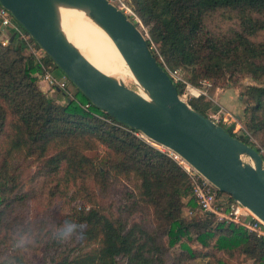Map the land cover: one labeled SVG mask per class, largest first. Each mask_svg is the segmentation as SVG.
<instances>
[{
    "label": "trees",
    "instance_id": "obj_1",
    "mask_svg": "<svg viewBox=\"0 0 264 264\" xmlns=\"http://www.w3.org/2000/svg\"><path fill=\"white\" fill-rule=\"evenodd\" d=\"M125 4L157 44L158 55L146 40L163 69H178L185 82L205 92L213 79L235 83L236 76L246 75L253 81L241 91L242 126L264 147V0H126ZM210 17L221 18L228 26L210 30L205 25ZM43 61L59 71L46 55ZM37 72L23 41L13 36L0 43V245L9 230L2 225L4 214L22 207L36 191L32 183L24 190L9 165L12 155L19 153L38 162L36 174L62 173L53 187L55 195L63 196L72 188L70 201L81 200L78 208H70L67 220L79 225L84 249L54 264H117V257L124 264H164L169 248L183 237L198 244L199 250L181 242L176 264L198 257L206 259L203 264H224L210 251L215 248L248 264H264V236L196 213L187 176L174 160L92 106L69 81L71 97L58 91L62 98L58 103L47 96L38 86ZM203 80L209 84L203 85ZM174 85L180 94L183 84ZM199 96L188 104L203 114L209 103L201 99L205 95ZM222 127L260 153L245 132L236 135L230 127ZM87 152L101 153L102 165ZM112 176L135 180L123 214H106L95 201L106 193ZM60 182L69 183L63 194ZM226 200L232 198L226 195ZM184 206L187 215L181 213ZM141 207L150 224H128L130 213Z\"/></svg>",
    "mask_w": 264,
    "mask_h": 264
},
{
    "label": "water",
    "instance_id": "obj_2",
    "mask_svg": "<svg viewBox=\"0 0 264 264\" xmlns=\"http://www.w3.org/2000/svg\"><path fill=\"white\" fill-rule=\"evenodd\" d=\"M0 4L92 106L176 153L219 192L264 223L260 153L179 96L166 70L150 53L143 33L123 11L108 0H0ZM60 7L83 12L107 34L148 100L81 54L63 32Z\"/></svg>",
    "mask_w": 264,
    "mask_h": 264
},
{
    "label": "rangeland",
    "instance_id": "obj_3",
    "mask_svg": "<svg viewBox=\"0 0 264 264\" xmlns=\"http://www.w3.org/2000/svg\"><path fill=\"white\" fill-rule=\"evenodd\" d=\"M120 1L125 4L126 0ZM125 14L134 19L136 26L143 33L146 40H149L152 50L158 55L159 48L157 44L149 38L147 27L141 24L138 17L133 15L128 7L125 9ZM205 25L210 30L216 29L219 31L224 30L228 26V22L221 18L210 17L205 20ZM236 77L238 80L235 83L228 82L225 78L213 79L212 82L210 81L211 83L208 90L205 92V96H202L201 99L209 103V107L203 112L204 116L207 117L208 115L216 113L222 115L225 112H228L233 118V122H231L232 127L235 122L237 123L234 134L238 135L240 131L246 133V130L243 129L242 126V111L245 104V98L241 95V91L245 85L252 84L253 81L246 75H238ZM124 85L129 89L138 90L136 85L132 82L124 83ZM38 86L39 88H44L43 91L40 90L47 96L54 98L58 103H62V98H59L61 95L58 90L48 87L46 83L40 80L38 81ZM66 88L71 96V88L68 82ZM229 96L231 108H228L226 106L227 104H225V102L228 101ZM199 97L200 96L190 98L185 97L184 100L188 102L191 99ZM220 125L226 127V124L220 123ZM137 134L139 136L141 135L139 132H137ZM246 134L254 145L260 148L264 163V147L259 143L256 137L248 134V132ZM149 143L152 142L149 141ZM87 154L94 158L98 165H102L101 153L87 152ZM242 159L243 161H248L246 156H243ZM9 165L18 174V178L23 184L24 190L31 187L32 183L33 185H36V191H34L24 202L22 207L15 209L10 215L6 213L2 217V225H8L9 230L5 235L7 238L6 242L3 245H0V264H18L16 260L17 258H19L23 264H54L61 258L66 256L70 257L77 250L84 249L78 231L69 242L59 243L56 240L57 232L64 226H77L74 222L67 220V215L71 212V207L75 206L78 208L81 205L80 199L70 201L72 188H68L66 192H64L65 194H63V191L65 190L63 188L69 183L60 182V185H58L60 190L63 189V196L61 194H54L53 187L55 182H57V178L61 177L62 173H58L55 177L47 176L45 173L36 174L38 171V162L33 160V158H26L19 153L12 155V158L9 159ZM30 179L33 180V182H31ZM134 184L135 180L131 177L112 176L109 179L106 193L95 197L97 206L106 214H121L123 208L128 205V194L133 192ZM225 196L226 195L221 194L219 195V199L222 200ZM187 208V206L183 207L181 211L182 215H187ZM121 209L122 211H120ZM195 211L199 215H202L197 207L195 208ZM150 220V216L144 211L143 207H141L140 211L130 213L127 218L128 224L134 222L136 224L149 225ZM181 242L190 246L192 249L199 250L198 244L187 241L183 237L180 242L169 248V252L163 258L164 264H176V254L180 251L179 244ZM210 251L212 253L214 252L224 264H248L245 259L234 256L227 257L226 255H223L221 250H217L216 248L210 249ZM116 260L117 264H124L123 258L117 257ZM205 261L206 259L198 257L183 261L180 264H203Z\"/></svg>",
    "mask_w": 264,
    "mask_h": 264
},
{
    "label": "built area",
    "instance_id": "obj_4",
    "mask_svg": "<svg viewBox=\"0 0 264 264\" xmlns=\"http://www.w3.org/2000/svg\"><path fill=\"white\" fill-rule=\"evenodd\" d=\"M108 1L125 13V9H127V7L124 3H121L120 0H117V2L116 0ZM0 26L2 27L0 30V43L3 45L6 44L11 34L23 41L25 44L26 53L30 54L34 58L38 66L37 76L39 77V80L46 83L48 87L62 91V93H64V95H66L68 98L71 97L69 91L66 90L68 80L62 74L60 76L53 74V68L51 65L43 61V55L45 54L41 48L36 47L32 43L29 35L1 4ZM166 72L174 84H183L182 91L179 94L182 99H185V97L190 98L198 97L199 95H205L203 88L194 87L185 82L182 78L181 72L178 69L166 70ZM202 84L206 86L209 83L206 80H203ZM86 106L87 105H84V107ZM207 117L214 123L219 125L220 123H223L226 124V127H232L231 122H233V118L228 112H225L222 115L216 113L213 115H208ZM236 126L237 123L235 122L234 126L231 128L232 133L235 132ZM134 134L149 143V140H146L142 135L139 136L137 132H134ZM153 145L159 151L165 153L169 158L174 160L176 164L184 171L189 182L191 196L194 198L196 205L202 214H210L214 216L217 221L238 224L249 232H253L258 236H264V223L257 219L252 213H249L245 207L241 206L237 202H234L233 200L227 201L226 196L220 200L219 195H217L218 190L185 160L165 147L157 144H152V146Z\"/></svg>",
    "mask_w": 264,
    "mask_h": 264
},
{
    "label": "bare ground",
    "instance_id": "obj_5",
    "mask_svg": "<svg viewBox=\"0 0 264 264\" xmlns=\"http://www.w3.org/2000/svg\"><path fill=\"white\" fill-rule=\"evenodd\" d=\"M59 16L65 36L90 63L122 84L134 83L138 89L134 91L148 100L146 93L138 85L103 30L78 10L60 7Z\"/></svg>",
    "mask_w": 264,
    "mask_h": 264
},
{
    "label": "clouds",
    "instance_id": "obj_6",
    "mask_svg": "<svg viewBox=\"0 0 264 264\" xmlns=\"http://www.w3.org/2000/svg\"><path fill=\"white\" fill-rule=\"evenodd\" d=\"M78 230H79V225H77L76 227H71L67 225L64 226L62 229H60L57 232L56 235L57 242L66 243L71 241Z\"/></svg>",
    "mask_w": 264,
    "mask_h": 264
},
{
    "label": "crops",
    "instance_id": "obj_7",
    "mask_svg": "<svg viewBox=\"0 0 264 264\" xmlns=\"http://www.w3.org/2000/svg\"><path fill=\"white\" fill-rule=\"evenodd\" d=\"M3 34V33H2ZM1 34V35H2ZM53 74L54 75H56V76H60L61 74L59 73V71H57V70H54L53 69ZM41 85H43V84H41ZM40 86V85H39ZM40 89L43 91L44 90V88L43 87H40ZM51 95V94H50ZM231 102H230V96H229V98H228V101H226L225 102V104H227L226 106L228 107V108H231V104H230Z\"/></svg>",
    "mask_w": 264,
    "mask_h": 264
}]
</instances>
